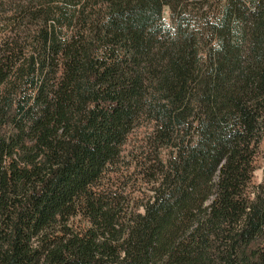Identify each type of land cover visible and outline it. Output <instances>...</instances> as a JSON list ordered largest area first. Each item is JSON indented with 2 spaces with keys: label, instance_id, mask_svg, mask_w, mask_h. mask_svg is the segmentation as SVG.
<instances>
[{
  "label": "trees",
  "instance_id": "1",
  "mask_svg": "<svg viewBox=\"0 0 264 264\" xmlns=\"http://www.w3.org/2000/svg\"><path fill=\"white\" fill-rule=\"evenodd\" d=\"M263 140L264 0H0V264H264Z\"/></svg>",
  "mask_w": 264,
  "mask_h": 264
},
{
  "label": "rangeland",
  "instance_id": "2",
  "mask_svg": "<svg viewBox=\"0 0 264 264\" xmlns=\"http://www.w3.org/2000/svg\"><path fill=\"white\" fill-rule=\"evenodd\" d=\"M163 17L166 20V22H169V11L167 9L164 10ZM131 145H132V141L130 142V145L128 146L127 151L129 150ZM255 166H256V169L253 173V178H252V185H254V186L259 184L263 178V173H264V140L260 145L259 154L256 157V161H255Z\"/></svg>",
  "mask_w": 264,
  "mask_h": 264
}]
</instances>
